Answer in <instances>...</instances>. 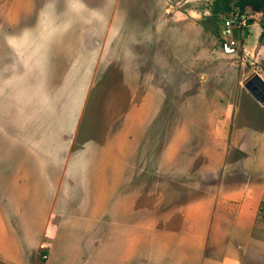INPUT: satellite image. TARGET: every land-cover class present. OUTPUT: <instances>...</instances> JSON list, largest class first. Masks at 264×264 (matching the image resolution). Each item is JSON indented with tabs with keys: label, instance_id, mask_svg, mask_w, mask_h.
<instances>
[{
	"label": "rangeland",
	"instance_id": "374dc122",
	"mask_svg": "<svg viewBox=\"0 0 264 264\" xmlns=\"http://www.w3.org/2000/svg\"><path fill=\"white\" fill-rule=\"evenodd\" d=\"M224 1L0 0V243L112 264L105 240L142 227V264L195 246L222 264L231 244L264 264V105L244 86L264 80V15L226 56Z\"/></svg>",
	"mask_w": 264,
	"mask_h": 264
},
{
	"label": "crops",
	"instance_id": "0c3cea01",
	"mask_svg": "<svg viewBox=\"0 0 264 264\" xmlns=\"http://www.w3.org/2000/svg\"><path fill=\"white\" fill-rule=\"evenodd\" d=\"M262 186H264V182L262 184ZM136 208H138L136 205L134 204ZM54 224H52V222L50 224H48V226L45 229V233H44V239L42 241V244L47 248H49V245H51V243L53 241H57V239H59V232L56 233L55 239H52L51 237L53 236L56 228H58V225H56V222H53ZM137 230H139L142 233V227H137ZM137 230H135L136 232L134 234H122V232H120L118 234L117 237H115V235L109 239H106L105 241L111 242L112 244V249H113V254H109L108 256V261L110 260V262H113L112 264H142V261H146L143 260V245L145 244H149L154 243V241H158V236L156 234H151L150 235V241L148 240V237L145 238V240L143 239V235L139 232H137ZM251 230H253L251 228ZM105 234L107 231V228L105 227L104 229ZM120 231V230H119ZM238 231V229H237ZM254 232V230H253ZM174 232H171L170 234L173 235ZM178 234H182L183 232H177ZM198 234H206L205 230L204 231H198ZM259 234H264V233H259ZM58 235V236H57ZM129 237L126 239V236ZM132 235V236H131ZM155 236V237H154ZM10 237H8L7 239L3 238V243H0V264H30V258H28V254H26L27 252L22 248L21 244H17L15 242H11V239H9ZM259 241H262L259 242ZM180 240L178 239L176 241V238L174 237H169L166 238L164 240V244H167V248H171V250H166V251H160V249L155 250L153 249V247L150 244L149 247V252L151 255H153V257L157 256L156 258L159 259L158 257H163L166 258L169 257V254L173 257L174 256V246L176 244H179ZM258 244L260 245V248L264 250V235L261 238H258ZM232 245V244H231ZM229 246L228 251L226 252V256L223 259L222 264H239V262L236 260L237 257H239L240 253L238 252L237 248L235 249L232 246ZM164 246V245H162ZM118 248V251H117ZM259 248V247H258ZM259 248V249H260ZM116 251V253H115ZM160 251V253H159ZM193 251V255L192 256H187V257H182V264H192L191 260L193 261L194 264H201V259L200 257H198V247L195 246L192 249ZM45 252V251H43ZM112 253V252H110ZM111 257V258H110ZM147 259V257H146ZM151 260L152 257H151ZM156 260V259H155ZM63 261H61V259L59 261H47V262H35L33 264H60ZM73 262V261H72ZM68 263V262H67ZM67 263H62V264H67ZM165 263V261H164ZM111 264V263H109ZM149 264H157V261H153ZM181 264V262H180Z\"/></svg>",
	"mask_w": 264,
	"mask_h": 264
},
{
	"label": "built area",
	"instance_id": "2783aa9c",
	"mask_svg": "<svg viewBox=\"0 0 264 264\" xmlns=\"http://www.w3.org/2000/svg\"><path fill=\"white\" fill-rule=\"evenodd\" d=\"M247 12L232 11L223 18L221 28L220 50L226 56H234L239 52L238 35L249 24Z\"/></svg>",
	"mask_w": 264,
	"mask_h": 264
},
{
	"label": "trees",
	"instance_id": "16d2710c",
	"mask_svg": "<svg viewBox=\"0 0 264 264\" xmlns=\"http://www.w3.org/2000/svg\"><path fill=\"white\" fill-rule=\"evenodd\" d=\"M217 8L218 4H217ZM222 11L224 13H230L235 10V8H239L241 12L248 11V8L252 9L255 12H260L264 15V0H236L232 3V0H226L222 3ZM215 13L218 11L214 10ZM262 37L264 38V25L262 31Z\"/></svg>",
	"mask_w": 264,
	"mask_h": 264
},
{
	"label": "water",
	"instance_id": "95a60500",
	"mask_svg": "<svg viewBox=\"0 0 264 264\" xmlns=\"http://www.w3.org/2000/svg\"><path fill=\"white\" fill-rule=\"evenodd\" d=\"M244 86L259 104L264 105V80L259 74H253Z\"/></svg>",
	"mask_w": 264,
	"mask_h": 264
}]
</instances>
